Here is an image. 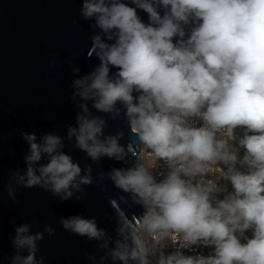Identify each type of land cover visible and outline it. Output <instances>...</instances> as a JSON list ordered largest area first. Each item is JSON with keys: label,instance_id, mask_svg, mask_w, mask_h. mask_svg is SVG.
Here are the masks:
<instances>
[{"label": "clouds", "instance_id": "clouds-1", "mask_svg": "<svg viewBox=\"0 0 264 264\" xmlns=\"http://www.w3.org/2000/svg\"><path fill=\"white\" fill-rule=\"evenodd\" d=\"M80 15L99 63L81 76L69 62L76 123L66 136L21 133L26 170L10 172L8 197L38 187L80 201L84 186L110 180L144 210L118 211L115 240L94 217L60 218L104 252L99 262L86 252L92 264H264V0H81ZM121 116L134 137L125 144L123 130L106 133ZM66 141L97 165L135 163L94 178ZM44 233L55 229L15 227L11 264H44ZM193 246L213 251L184 255Z\"/></svg>", "mask_w": 264, "mask_h": 264}, {"label": "water", "instance_id": "water-1", "mask_svg": "<svg viewBox=\"0 0 264 264\" xmlns=\"http://www.w3.org/2000/svg\"><path fill=\"white\" fill-rule=\"evenodd\" d=\"M80 7L81 0H0V264H11L15 227L24 223L31 225L33 233L43 232L46 226L55 229V235L44 233V239L38 242L37 258L44 257V264H92L84 255L86 252L94 254L99 262L104 252L98 249L97 242L64 231L60 218L94 217L98 226L115 240L119 210L129 218L143 213L141 206L124 203L123 194L107 179L103 187L95 182L84 186L80 201H61L38 187H19L13 202L6 191L10 172L26 170L24 156L29 145L22 132L35 133L38 138L49 132L66 136V126L76 123L79 109L70 99V85L77 77L69 62L80 68L81 76L99 63L90 55L93 30L89 27L91 22L80 15ZM138 14L148 21L145 12L138 10ZM93 114L100 115L94 109ZM120 130L125 133L122 144L134 139L122 116L108 120L106 133ZM66 145L65 151L82 168L92 164L94 178L101 171L135 163L131 157L127 164L103 157L97 165L67 141ZM46 162L45 157L41 163Z\"/></svg>", "mask_w": 264, "mask_h": 264}, {"label": "built area", "instance_id": "built-area-1", "mask_svg": "<svg viewBox=\"0 0 264 264\" xmlns=\"http://www.w3.org/2000/svg\"><path fill=\"white\" fill-rule=\"evenodd\" d=\"M239 134V133H238ZM149 163H151V161H149ZM159 179V177H158ZM228 191H231V186L230 184L228 185ZM144 211V210H143ZM143 214V213H142ZM247 235H251L250 232L246 233ZM176 249L169 244V246L165 249L166 253H171L173 251H175ZM184 255H196V254H202V255H209L210 253H212L213 249L211 247H203V246H193L192 249H182Z\"/></svg>", "mask_w": 264, "mask_h": 264}]
</instances>
